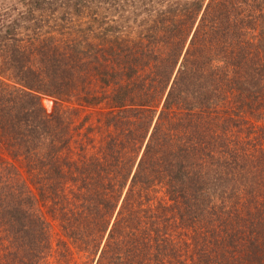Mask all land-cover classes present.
Masks as SVG:
<instances>
[{"label": "trees", "instance_id": "trees-1", "mask_svg": "<svg viewBox=\"0 0 264 264\" xmlns=\"http://www.w3.org/2000/svg\"><path fill=\"white\" fill-rule=\"evenodd\" d=\"M49 1L0 16V264H264V0Z\"/></svg>", "mask_w": 264, "mask_h": 264}, {"label": "rangeland", "instance_id": "rangeland-1", "mask_svg": "<svg viewBox=\"0 0 264 264\" xmlns=\"http://www.w3.org/2000/svg\"><path fill=\"white\" fill-rule=\"evenodd\" d=\"M45 8L48 9V11L45 13L47 16L50 15L51 13V9H50V3L52 1L49 0H45ZM55 1H60V0H55ZM161 1V0H160ZM19 0H0V16H1V12L7 8V7H16L18 6L19 8H21V5L18 4ZM166 3H164L165 5ZM261 31V30H260ZM264 85V82L262 83ZM79 124V122H78ZM100 133H98L99 135ZM0 158H2L5 161H8L13 163L22 173L24 179L31 184L32 188H33V184H32V177L30 175V173H28L27 167H26V163L25 160H23V158H21L20 160H14L10 155L9 152L7 151L6 146H0ZM55 230L56 233H58L59 235L55 236V244L57 242V240L60 238V235H62V232L60 230V227L58 226V223H55ZM54 252V251H53ZM53 252L51 253V258L48 259V261L45 264H57L56 260L59 262L58 260V256L53 257ZM55 258V259H53Z\"/></svg>", "mask_w": 264, "mask_h": 264}]
</instances>
